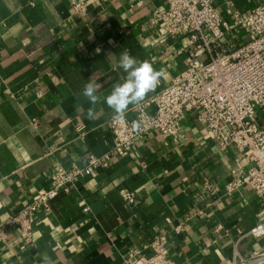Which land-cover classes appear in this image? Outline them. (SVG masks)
<instances>
[{
	"label": "crops",
	"instance_id": "obj_1",
	"mask_svg": "<svg viewBox=\"0 0 264 264\" xmlns=\"http://www.w3.org/2000/svg\"><path fill=\"white\" fill-rule=\"evenodd\" d=\"M71 1L0 0L2 221L47 185L56 165L82 166L88 153L110 149L113 114L103 98L126 75L119 67L125 49L165 72L147 97L186 66L178 52L186 39L163 37L149 20L167 0H83V17L73 14ZM263 3L214 0L227 19ZM90 79L101 85L95 119L81 94ZM256 117L264 129V111L257 108ZM246 166L234 145L221 150L188 113L179 137L153 131L127 155L60 191L36 212L31 243L21 242L17 227L0 226V264H128L150 253L155 234L167 236L176 264H228L238 254L262 252L264 236L238 239V230L255 223L264 196L245 186L225 189L231 170ZM125 191L134 201L123 198ZM177 225L183 230L175 232Z\"/></svg>",
	"mask_w": 264,
	"mask_h": 264
},
{
	"label": "built area",
	"instance_id": "obj_2",
	"mask_svg": "<svg viewBox=\"0 0 264 264\" xmlns=\"http://www.w3.org/2000/svg\"><path fill=\"white\" fill-rule=\"evenodd\" d=\"M86 3L72 0L73 14L83 17ZM149 20L159 25L163 37L186 39L178 51L185 54V68L157 93L133 106L124 122L110 118L111 145L107 152L88 153L82 166L56 165L46 186L4 221L0 220V226L19 229L21 242H32L36 212L47 208L60 191L93 169L106 167L113 157L127 155L135 141L147 138L153 131L163 138L179 137L188 113H194L221 150L234 145L247 160L246 167L231 170L226 191L245 186L257 196H264V129L256 117L257 108L264 111V3L246 13L233 10L227 19L219 15L214 0H167V6L154 9ZM242 34L245 39L239 41ZM137 119L143 121L141 132L131 128V122ZM122 196L128 202L134 201L133 193L125 191ZM256 216L248 230H238V239L264 236V207ZM182 230V225L175 227V232ZM148 249V255H133L128 264H176L169 257L165 234L153 235ZM263 261L264 251L249 257L238 254L228 264Z\"/></svg>",
	"mask_w": 264,
	"mask_h": 264
},
{
	"label": "clouds",
	"instance_id": "obj_3",
	"mask_svg": "<svg viewBox=\"0 0 264 264\" xmlns=\"http://www.w3.org/2000/svg\"><path fill=\"white\" fill-rule=\"evenodd\" d=\"M119 67L126 75L122 82L113 85L110 94L103 98V103L112 110L113 120L124 122L130 106L139 105L149 93L154 92L160 85L161 78L165 76V72L163 69L156 70L148 60L140 61L133 57L127 49L120 55ZM100 87L101 85L91 79L83 87L81 94L90 105L87 110L89 119H95L97 116L96 105L101 102L98 95ZM131 128L135 132H141L142 119L133 120ZM46 264L49 262L46 261Z\"/></svg>",
	"mask_w": 264,
	"mask_h": 264
}]
</instances>
